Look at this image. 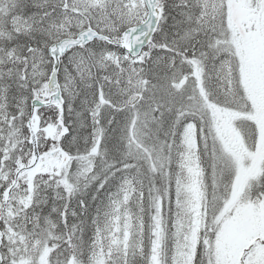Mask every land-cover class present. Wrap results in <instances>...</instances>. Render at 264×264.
<instances>
[{
  "label": "snow or ice",
  "instance_id": "snow-or-ice-1",
  "mask_svg": "<svg viewBox=\"0 0 264 264\" xmlns=\"http://www.w3.org/2000/svg\"><path fill=\"white\" fill-rule=\"evenodd\" d=\"M0 264H264V0H0Z\"/></svg>",
  "mask_w": 264,
  "mask_h": 264
}]
</instances>
